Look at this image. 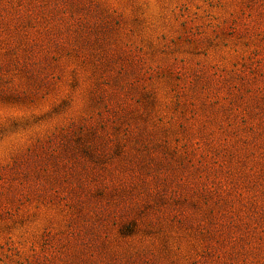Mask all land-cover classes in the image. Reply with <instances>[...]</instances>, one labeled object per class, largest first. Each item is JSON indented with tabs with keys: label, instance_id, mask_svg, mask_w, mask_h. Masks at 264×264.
<instances>
[{
	"label": "rangeland",
	"instance_id": "obj_1",
	"mask_svg": "<svg viewBox=\"0 0 264 264\" xmlns=\"http://www.w3.org/2000/svg\"><path fill=\"white\" fill-rule=\"evenodd\" d=\"M0 264H264V0H0Z\"/></svg>",
	"mask_w": 264,
	"mask_h": 264
}]
</instances>
